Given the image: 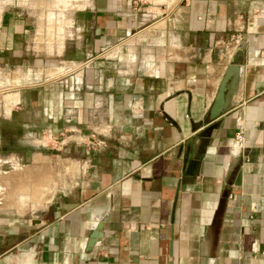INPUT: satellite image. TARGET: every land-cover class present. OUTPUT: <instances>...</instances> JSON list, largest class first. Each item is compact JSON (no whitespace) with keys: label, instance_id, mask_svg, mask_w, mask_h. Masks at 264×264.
Listing matches in <instances>:
<instances>
[{"label":"crops","instance_id":"0c3cea01","mask_svg":"<svg viewBox=\"0 0 264 264\" xmlns=\"http://www.w3.org/2000/svg\"><path fill=\"white\" fill-rule=\"evenodd\" d=\"M91 3L73 16L70 96L61 81L40 97L43 122L71 108L77 181L0 222V264H264V0H181L148 22L127 0ZM18 15L0 16L9 57L30 50ZM231 63L238 84L211 120Z\"/></svg>","mask_w":264,"mask_h":264},{"label":"rangeland","instance_id":"374dc122","mask_svg":"<svg viewBox=\"0 0 264 264\" xmlns=\"http://www.w3.org/2000/svg\"><path fill=\"white\" fill-rule=\"evenodd\" d=\"M127 1L133 4L139 16L146 14L144 19L148 22L170 16L171 10L181 0ZM91 2L0 0V16L9 10L27 18L26 35L30 40V46L28 43L25 45L30 49L25 55L9 57L7 53L3 55L0 52L2 223L14 219L23 222L34 217L52 195L71 188L77 181L78 168L73 162L78 164L79 170L81 164L74 159L71 150L77 139L70 120L71 108L63 105L58 109V112L61 111L60 120L43 122L40 119V97L45 84L64 81V85H68V81L70 85L71 72L77 66L71 59L73 53L70 49L81 43V39L77 38V24H74L73 16L79 14L80 10L87 11ZM59 66H63L65 72L47 73V69ZM69 85L53 90L54 95L59 92V96L69 97ZM20 96L25 98L24 103H17ZM63 113H67L66 118H63Z\"/></svg>","mask_w":264,"mask_h":264},{"label":"water","instance_id":"95a60500","mask_svg":"<svg viewBox=\"0 0 264 264\" xmlns=\"http://www.w3.org/2000/svg\"><path fill=\"white\" fill-rule=\"evenodd\" d=\"M240 66L235 63L229 64L218 85L215 97L209 109L211 120L224 113L229 105L231 95L233 94L239 81ZM102 222H98L95 229L90 233L87 241V248L91 249L94 243L101 237Z\"/></svg>","mask_w":264,"mask_h":264},{"label":"built area","instance_id":"2783aa9c","mask_svg":"<svg viewBox=\"0 0 264 264\" xmlns=\"http://www.w3.org/2000/svg\"><path fill=\"white\" fill-rule=\"evenodd\" d=\"M240 34L237 35H232L231 36V40L237 44L240 40ZM241 134L240 133H236L235 137L232 139V141L230 142V146L232 148H240L241 147Z\"/></svg>","mask_w":264,"mask_h":264},{"label":"bare ground","instance_id":"6f19581e","mask_svg":"<svg viewBox=\"0 0 264 264\" xmlns=\"http://www.w3.org/2000/svg\"><path fill=\"white\" fill-rule=\"evenodd\" d=\"M40 174H42V173H40ZM53 175V174H52ZM40 176V175H39ZM41 179V178H40ZM34 190H36V189H34Z\"/></svg>","mask_w":264,"mask_h":264}]
</instances>
